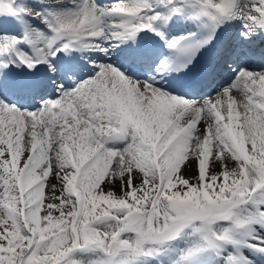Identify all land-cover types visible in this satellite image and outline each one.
<instances>
[{
  "label": "snow or ice",
  "instance_id": "6c2138e0",
  "mask_svg": "<svg viewBox=\"0 0 264 264\" xmlns=\"http://www.w3.org/2000/svg\"><path fill=\"white\" fill-rule=\"evenodd\" d=\"M166 2L172 12L182 11L176 0ZM198 3L196 17L213 23L233 16L259 19L264 27V0ZM151 7L146 0H120L111 11L124 19L106 33L96 7L85 0L54 23L44 17L54 35H41L43 47L29 41L35 59L17 50L16 37H6L0 53L15 52L30 69L47 63L56 71L51 58L61 51L87 47L106 35L127 39L141 30L156 31L161 13L148 14ZM30 11L16 8L14 0H0V13ZM192 35L175 38L168 47L194 55L207 41L185 43ZM139 55L129 53L132 60ZM11 86L37 92L46 82L20 80ZM58 89V98L34 111L0 104V264H78L72 254L82 248L107 254L100 264H126L123 257L152 255L159 251L154 246L177 239L190 226L208 248L222 252L227 244L239 243L236 232L254 219L238 209L257 202V193L264 202V73L243 71L202 103L131 79L110 64L73 90ZM234 91L246 97L242 112L236 110ZM225 99L226 115L221 111ZM111 140L127 142L116 149L106 146ZM231 160L238 167L230 168ZM257 215L264 217V209ZM220 221L231 224L217 230ZM106 222L111 223L104 227ZM125 233L135 239L124 238ZM249 247L264 254V240ZM233 260L229 253L223 264ZM241 264L255 261L244 257Z\"/></svg>",
  "mask_w": 264,
  "mask_h": 264
},
{
  "label": "bare ground",
  "instance_id": "6f19581e",
  "mask_svg": "<svg viewBox=\"0 0 264 264\" xmlns=\"http://www.w3.org/2000/svg\"><path fill=\"white\" fill-rule=\"evenodd\" d=\"M136 1H138V2H144L142 0H136ZM149 1H150L149 4L152 6L151 9L159 8V9H162L163 10V12L161 13V18H160L161 21H162V23H165L167 20H169V18L168 19L165 18V17H168V16H172V17H175V18L182 17V18L188 19V21L191 22V23L194 22V21H197L199 23V25H203L204 26V28L206 30V39H210L211 36L216 32V27H217L218 24H221L227 18H233L234 17V16L233 17H226V18H224L222 21H220L218 23H213V22L209 21L208 18H206V17H202L201 18V17L194 16V11H196L198 9L199 3L198 2L197 3H192L193 0H181V1H177L176 0L177 5L182 8V11L181 12H178V13H174V12L171 11V7L172 6L170 4H168L166 2V0H149ZM146 11H148V10H146ZM253 12H254V10H253ZM254 14L256 15V13H254ZM178 20L180 21V18H178ZM114 21H115V19H114ZM106 22H108V20ZM181 24H182V22H180V25ZM251 24L253 25L252 26V25L249 24L251 27H255L256 26L260 30V38H261V40L263 42L264 41V36L261 33L264 31V27H260L259 26L260 20L258 19L257 21L252 22ZM243 25L246 26L247 24L244 23ZM154 27L160 29V27L158 25H155L154 24ZM199 29H200V26L195 27V30H197L196 32H199ZM192 30H194V29H192ZM187 35H188V33H186V34H180L178 37H184V36H187ZM7 38H10V37H7ZM226 46H230V42L229 41H227ZM16 48H17L18 51L23 52L17 46H16ZM117 50H123V51H125V50H128V48L124 44L121 43V44H119L117 46ZM2 57L5 58V60L11 66L19 67L20 61L16 57V53L15 52H13L11 54L3 53ZM106 64H109V63H106L105 62L103 65H106ZM3 66H4V64H3L2 60H1L0 61V67H3ZM99 71H100V68L97 70V72H96L95 75H97ZM243 71H249V72H252V73H256L254 71H250V70H247L245 68H240L237 71L236 77L233 79V81H231L229 83L228 87H230L238 79L239 75ZM95 75H93L91 78H94ZM211 78H213V77L211 76ZM81 82H84V81H81ZM11 84H12V81L8 77L7 78V85L9 87H12ZM157 88H159V87H157ZM159 89H161V88H159ZM161 90L165 91L164 89H161ZM220 93H221V91H218V92H216V94L214 96H211V97H208V98H215ZM242 95H243L242 93H238V92H235V91L232 93V96L235 98V100L238 99V98H244ZM204 101H205V99L201 100L200 102L202 103ZM225 103H227V100L225 101ZM0 104H5V103H3V102L0 101ZM31 111H33V110H31ZM240 122L241 121H237L236 123H240ZM237 130L239 131L241 129L237 126ZM106 146H110L109 143ZM227 163L229 164V167L230 168H232L231 167L232 165L233 166L238 165V163L235 160L227 161Z\"/></svg>",
  "mask_w": 264,
  "mask_h": 264
},
{
  "label": "rangeland",
  "instance_id": "374dc122",
  "mask_svg": "<svg viewBox=\"0 0 264 264\" xmlns=\"http://www.w3.org/2000/svg\"><path fill=\"white\" fill-rule=\"evenodd\" d=\"M0 34H1V32H0ZM35 34L40 38V36H41L40 33L35 32ZM2 37H3V35H0V43H2V41H1V40H3ZM225 115H226V113H225ZM238 125H239V123H237V126ZM107 147H111V146H107ZM123 147L124 146H122V147H120L118 149H122ZM231 167L236 168V167H238V165H236V166L232 165ZM46 189H47V186H46ZM45 195L46 196L48 195L47 190L45 192ZM108 223H111V222H106L104 227H107ZM123 235H124V238H128V239L134 240V238H135L133 233H125ZM181 236H182V239H183L182 244L184 245V248L187 246V244H189V247H188L187 250H184V249L181 248L183 253H184L183 255H190L189 253H191V255L194 254V253L200 254V248L198 247L199 236L194 232V230H193V228L191 226L189 228L184 229L182 234H181ZM188 237L190 239L186 242L185 240ZM178 239H180V237H178L176 240H178ZM99 257H101V254L99 256L98 252L97 251H92L91 248L78 249L72 254V259L77 260L78 264H100L101 259Z\"/></svg>",
  "mask_w": 264,
  "mask_h": 264
}]
</instances>
